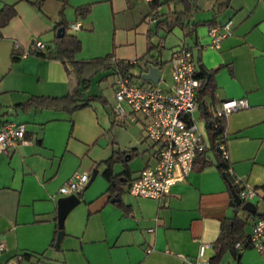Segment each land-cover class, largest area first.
<instances>
[{
	"label": "crops",
	"instance_id": "0c3cea01",
	"mask_svg": "<svg viewBox=\"0 0 264 264\" xmlns=\"http://www.w3.org/2000/svg\"><path fill=\"white\" fill-rule=\"evenodd\" d=\"M148 1L42 0L37 7L24 0H0V9L12 5L14 10L0 26V125L11 122L24 128L23 141L0 150V264L16 256L17 264H187L202 244L203 257L209 260L220 222L233 215L232 187L216 165L201 108L193 117L200 134L197 121L204 123L205 152L183 181L152 199L126 190L141 169L154 164L138 122H116L112 105L106 113L98 109V101L73 111L22 105L31 96L60 97L76 87L59 60L30 48L32 38L49 45L62 20L80 42L99 26L104 29L99 46L104 54L78 59L109 54L116 61H136L135 69L144 55L166 63L172 50L186 46L198 65L214 70L213 100L245 99L246 107L224 120L226 172L237 188L243 184L255 192L249 200L254 213L238 212L246 221V235L257 214L264 212V9L257 0H188L191 8L182 27L174 26L154 43L152 34L173 18V5L150 11ZM174 5L180 8V3ZM80 7L88 11L78 14ZM227 19L232 21L231 33L208 47L207 27ZM73 22H79L78 29H69ZM84 28L88 32L81 31ZM148 30L150 43L157 44L156 54L151 50L149 56ZM168 34L175 41L165 46ZM87 92L82 91L81 99L97 95ZM205 104L210 110V97ZM118 130L123 137L116 136ZM111 155L116 156L110 174L122 172L114 187L103 175V161ZM93 168L95 177L75 194L78 202L59 226L57 200L66 195L58 188L74 173L89 177ZM115 197L118 200L111 201ZM59 230L62 236L55 245ZM217 264H264V252L250 247L235 254L226 251Z\"/></svg>",
	"mask_w": 264,
	"mask_h": 264
},
{
	"label": "built area",
	"instance_id": "2783aa9c",
	"mask_svg": "<svg viewBox=\"0 0 264 264\" xmlns=\"http://www.w3.org/2000/svg\"><path fill=\"white\" fill-rule=\"evenodd\" d=\"M264 9V0H257ZM232 21L227 19L223 23L213 24L207 27L208 47H216L218 42L231 33ZM79 28V22L69 24V29ZM46 43L35 38L30 40V48L40 50ZM111 60L114 58L111 57ZM125 62V61H124ZM128 65H136V61L126 62ZM170 82L166 83L159 74L158 81L144 83L132 81L130 68L125 70H112L114 80L111 84L114 103L111 113L116 122L126 119L138 122L144 131L145 139L149 142L154 164L145 166L127 187V193L142 198L159 199L168 193L171 185L183 181L193 168L196 154L204 147V140L198 131L193 113L198 109L195 100L197 89L202 82V74L192 50L186 46H179L172 50L166 62ZM140 78V77H139ZM245 99H231L215 101L210 106V112L214 119L225 120L228 114L246 107ZM217 124L215 123L214 126ZM224 129L216 140L217 149L223 159H227L224 145ZM24 140V128L20 124L6 122L0 125V150L8 151L17 143ZM88 174L74 173L66 183L58 188L62 195L77 194L87 183ZM241 200H251L255 196L252 188L243 184L238 192ZM246 245L257 251L264 252V217H257L250 227L246 237ZM205 245H200L197 256L187 261V264H209V260L203 257ZM246 247V246H245ZM233 248L239 251L244 248L241 242H235ZM3 250V242L0 240V252ZM16 256L5 264H17Z\"/></svg>",
	"mask_w": 264,
	"mask_h": 264
},
{
	"label": "trees",
	"instance_id": "16d2710c",
	"mask_svg": "<svg viewBox=\"0 0 264 264\" xmlns=\"http://www.w3.org/2000/svg\"><path fill=\"white\" fill-rule=\"evenodd\" d=\"M24 1L38 7L39 3L42 0H24ZM170 1L172 2V0H149L148 1L149 10L156 11L158 6L162 4H168ZM175 3H180V8L176 7L174 5ZM175 3L173 4L172 10L170 12L173 14V18L171 20H166L165 22L163 21L165 24L164 29L166 32H169V30H171V28H173L174 26L182 27L183 18H185L188 15V12L190 11L191 8V4L189 3L188 0H175ZM87 11H88L87 7H80L76 9V12H78V14L81 15L85 14ZM13 13L14 10L12 5H4L0 9V26L4 25L7 22V20L13 15ZM60 26L63 29L62 35L59 37L54 35L51 39L50 44L46 45L43 51L39 52V50H37V52L41 56H46L52 59L59 60L63 64L66 74L72 76L76 81V87L73 89L72 92L67 93L60 97L31 96L24 103H22L23 106H27V107L29 106L34 108H54V109L60 108V106H62V108H66L68 109V111H73L85 107L90 102L93 101H98V100L104 101V98L98 95H88L84 99H81L82 91L88 88V79L90 75L94 74L96 70H100V69H110L112 72V70L117 69L120 71L133 66V65H128L124 61H113L111 60V55L109 54L103 55L101 57H94L89 59H76L75 53L80 49V41L78 40V38H76V36L66 31L67 28L63 20L58 22L54 28L57 29ZM147 38L148 41H147L146 55H148L149 52L157 45L150 43L149 30L147 32ZM144 57L145 55L140 57L139 60L147 61L149 58H151V56H149L147 59H144ZM150 61H154V60L150 59L148 62ZM152 63H157V62L155 61ZM157 64L159 67H161L165 63L164 61H158ZM204 72L205 73L201 72L202 82L200 87L197 89L195 95V100L199 108H201V102L205 104V97L207 96L211 98L212 103L215 102V100H213L214 83L212 77L214 70H207V71L205 70ZM202 116L206 120V131L208 138L210 140V148L214 151V155L217 160L216 165L218 166V168L221 169L222 173L224 174V177L231 184L233 191L236 194H238L240 188L239 187L237 188V186L233 183V180L231 179L229 174L226 172V160L221 157L220 152L216 146V140L218 139V135L224 128V120L214 119L206 104H205V112H203L202 110ZM215 123L217 124L216 126H214ZM205 150L206 149H203L201 152H198L196 154L193 165L195 163V159L197 158V156L203 154ZM115 156L111 155L110 157H108L103 161L105 166L103 170V175L106 178H108L110 182V186L112 187H114L117 184V180L119 179L118 176L122 174V172L114 176L110 174L111 165L112 163H114ZM204 164H207L206 161L204 162ZM111 182H113L114 184L112 185ZM261 188L263 190L262 199L264 201V185ZM230 206L232 208L233 215L232 217H225L220 222L219 233L212 244L214 253L212 257L209 259V264H217L222 254L226 251L235 254L236 250L233 248V244L235 242H241L244 244V247L245 246L247 247L246 245L247 235L244 233V227L246 221L243 220L238 215V212L241 211L240 205H236L231 197ZM257 217H264V212L257 214Z\"/></svg>",
	"mask_w": 264,
	"mask_h": 264
},
{
	"label": "rangeland",
	"instance_id": "374dc122",
	"mask_svg": "<svg viewBox=\"0 0 264 264\" xmlns=\"http://www.w3.org/2000/svg\"><path fill=\"white\" fill-rule=\"evenodd\" d=\"M171 2V1H170ZM141 3L143 4H147L145 2H143V0H141ZM172 5L175 3V0H172ZM162 11L166 8V4H162ZM147 8L149 9V6L147 5ZM153 27V25H152ZM164 27V25H163ZM163 27H159L157 29L156 34H152V41L154 43H156L157 41H159L160 39H163V35H165V29H163ZM81 31H85L88 32L87 29H82ZM104 29L102 27H98V29L95 32H88L85 35V38L83 39V41L80 42V49L75 53V58L78 59L79 57H90V56H94L91 55L94 52H102L101 50H104V47H99L101 45V43L104 40ZM167 40V42L165 43V46L169 45L170 43H172L173 41H175V38L173 36H171V34ZM77 36V35H76ZM168 37V36H167ZM98 48H100L99 50H97ZM152 55L156 54V48L152 49ZM96 54V53H95ZM104 54V53H103ZM103 56V55H102ZM101 57V56H100ZM158 72L160 73L161 77L165 79L166 83L170 82V76L168 73V67L167 64L165 63L163 65L162 68H159ZM129 73L132 75V81L139 84V83H144L145 81L141 78H139V74L137 69L134 67H132L129 71ZM114 80V75L112 74L110 69H100V70H96L94 74L90 75L89 77V86H88V94H97L98 96H102L104 98V101L102 100H98L99 106L97 105L98 109H101L103 112L106 111V113L109 112L110 107L109 105H113L114 103V99H113V93H112V87L111 84ZM103 104V106H101ZM112 119H114V116L112 115ZM197 125H199V129L201 131V134L205 137V131H204V123L201 120L197 121ZM117 126L115 125L113 128V133L115 134L117 131ZM118 133L116 136H121L123 137V133L121 131L118 130ZM144 145H146V143H143Z\"/></svg>",
	"mask_w": 264,
	"mask_h": 264
},
{
	"label": "water",
	"instance_id": "95a60500",
	"mask_svg": "<svg viewBox=\"0 0 264 264\" xmlns=\"http://www.w3.org/2000/svg\"><path fill=\"white\" fill-rule=\"evenodd\" d=\"M62 31H63L62 28L56 29L55 35L57 37L61 36ZM150 59L154 60V61L148 62ZM155 61L158 63L157 59L151 57L147 61L144 60L141 64L136 66V69L138 71L140 78H142L143 80L149 81L151 83H156L158 81L159 74H158L157 68H156L157 63H152ZM199 68H200L201 72L205 73L204 72L205 70L200 65H199ZM201 109L203 110V112H205V104L202 102H201ZM95 175H96V169L93 168L90 170L89 177H88L87 183L85 185L90 183L93 180V178L95 177ZM111 184L113 185L114 183L111 182ZM228 185L230 186V184H228ZM230 193H231L233 202L236 205H240L241 210L254 213L255 208H254L253 203H251L250 201L241 202V199L233 191L232 188H230ZM113 200L116 201V200H118V198H116V197L112 198L111 201H113ZM77 202H78V198L76 197L75 194H69V195L63 196L57 200V220H58L59 226H60V223H61L63 217L65 216V214ZM256 218L257 217H255V219ZM61 236H62V231L59 230L57 235H56L55 245L59 242Z\"/></svg>",
	"mask_w": 264,
	"mask_h": 264
}]
</instances>
